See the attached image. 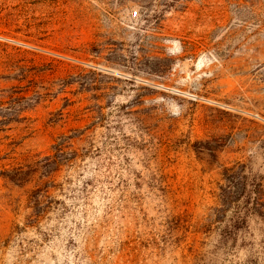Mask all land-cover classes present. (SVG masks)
Wrapping results in <instances>:
<instances>
[{
    "label": "rangeland",
    "instance_id": "374dc122",
    "mask_svg": "<svg viewBox=\"0 0 264 264\" xmlns=\"http://www.w3.org/2000/svg\"><path fill=\"white\" fill-rule=\"evenodd\" d=\"M238 165L264 187V0H0V264H264Z\"/></svg>",
    "mask_w": 264,
    "mask_h": 264
},
{
    "label": "trees",
    "instance_id": "16d2710c",
    "mask_svg": "<svg viewBox=\"0 0 264 264\" xmlns=\"http://www.w3.org/2000/svg\"><path fill=\"white\" fill-rule=\"evenodd\" d=\"M68 137H62L60 142L52 147V154L43 157L40 161H36L35 164L39 168L51 169V172H56L61 166H68L75 159L78 154L76 151L70 149L68 145ZM244 168L241 165L232 166L224 170L225 186L221 190L220 203L221 208L216 209V215H222L224 208L233 203L238 197L245 199L243 204L250 205V210L264 221V187L257 178V176H247L243 173ZM26 174L22 168H16L12 170V176L9 179L15 180L20 176ZM39 191V189L35 190ZM36 207L38 202L34 201ZM238 210V207L235 208ZM227 235V231H224Z\"/></svg>",
    "mask_w": 264,
    "mask_h": 264
}]
</instances>
